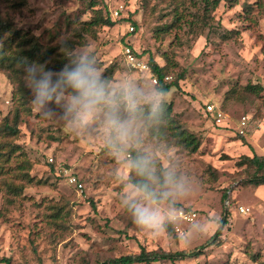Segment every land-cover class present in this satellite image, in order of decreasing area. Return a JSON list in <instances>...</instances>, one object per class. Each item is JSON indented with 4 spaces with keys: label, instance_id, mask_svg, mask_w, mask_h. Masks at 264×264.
I'll return each instance as SVG.
<instances>
[{
    "label": "rangeland",
    "instance_id": "1",
    "mask_svg": "<svg viewBox=\"0 0 264 264\" xmlns=\"http://www.w3.org/2000/svg\"><path fill=\"white\" fill-rule=\"evenodd\" d=\"M205 8L202 0H0V17L10 30L42 46L59 44L62 52L69 41L77 44L72 51L88 49L103 74L111 68L108 83L117 91L126 81L146 92L154 86L147 72L125 63L126 46L144 62L166 67L170 77L184 72L166 104L176 124L201 143L191 153L167 135L149 137L148 107L141 103L140 142L130 149L147 155L157 172L164 168L162 173L172 170L190 179L188 195L175 202L179 208L170 224L175 236L152 237L135 225L126 228L128 214L119 197L130 185L129 168L105 147L98 128L85 138L70 135L61 124L41 118L29 102L30 111L19 114L18 134L0 136V260L110 264L144 248L184 253L173 264H264V186L243 185L246 172L236 164L242 155L264 156V0ZM93 10L106 11L115 23L83 34L78 24L88 22ZM246 85L261 88V97H230L232 89ZM12 90L7 72L0 70V127L7 115L9 121L13 117ZM205 103L222 110L224 123L217 125L204 113ZM242 116L247 122L240 137ZM224 212L219 245L199 249L217 229L196 235L203 221L221 220ZM195 250L201 253L188 257Z\"/></svg>",
    "mask_w": 264,
    "mask_h": 264
},
{
    "label": "clouds",
    "instance_id": "2",
    "mask_svg": "<svg viewBox=\"0 0 264 264\" xmlns=\"http://www.w3.org/2000/svg\"><path fill=\"white\" fill-rule=\"evenodd\" d=\"M66 51L68 63L59 71L39 63L22 65L31 105L41 118L61 124L70 135L85 138L98 128L105 147L140 177L120 194L122 209L138 229L159 237L175 219V202L189 193V176L172 170L158 173L147 155L132 157L128 150L140 142L141 103L149 109L147 116L167 114V91L156 83L146 92L127 81L117 91L105 79L91 51ZM219 223L218 216L207 217L196 235H206Z\"/></svg>",
    "mask_w": 264,
    "mask_h": 264
},
{
    "label": "trees",
    "instance_id": "3",
    "mask_svg": "<svg viewBox=\"0 0 264 264\" xmlns=\"http://www.w3.org/2000/svg\"><path fill=\"white\" fill-rule=\"evenodd\" d=\"M231 2L234 3V0H202L204 10L213 11L217 5L221 2ZM97 2H93L92 5ZM94 15L88 22L79 23L80 31L83 34L91 33L96 28L110 27L113 26L115 22H112L109 18V15L106 14V11L102 10H93ZM6 33V34H5ZM5 34V36H4ZM76 39H81V35L78 34L75 36ZM0 70L7 72V77L10 79L13 84L12 90V103H13V117L9 121L8 115L4 118L2 125L0 127V136L6 135L7 137H15L18 134L17 123L20 113H27L30 111V96L29 90L25 87L24 79L21 72V67L24 64L30 63H39L44 64L46 69L52 71H59L66 63H68V56L66 49H72L77 44L71 41L64 42V50L59 47V44L54 42H49L48 44L42 46L37 42L35 38L27 37L25 33H20L19 30L13 29L10 30L9 23L6 20H2L0 17ZM12 45L14 50L12 51ZM7 48H10L11 51H7ZM136 55V54H135ZM138 58V56L136 55ZM140 59V58H139ZM148 65L150 67V75L156 78L157 83L161 84L167 91L171 88L178 87V81L183 79L184 72L177 73L174 77H170L169 70L166 67H160L155 64L152 60H149ZM111 68L105 69V79L109 82L110 75L106 73L109 72ZM14 73V74H13ZM169 76L168 80H164V77ZM261 88L258 86L246 85L241 88H234L231 90V98L237 100H243L247 97H254L256 99L260 98ZM167 114L161 115L156 113L154 116H147L149 111L148 108L144 111V117L146 119V130L147 135L151 138H157L159 140H165V135L169 136L174 140V144L184 148L185 150L194 153L200 146V140L193 133L188 132L182 126L176 124L173 116L171 115V104H166ZM221 110V109H220ZM222 111V110H221ZM212 119V117H211ZM242 137V136H240ZM244 143V140H241ZM130 156L135 157L138 154L144 155L143 152L135 151L133 149L128 150ZM238 166L244 167L245 179L242 181L243 185L247 186H264V156L253 155L252 157L242 155L239 158V161L236 163ZM164 168H159L158 173H162ZM28 172V171H26ZM140 177H137L135 173L129 169V175L127 182L131 184L139 180ZM16 189L12 190V193H16ZM225 194L222 195L224 199ZM178 209L179 206L176 205ZM226 212H224L221 220H219V227L215 230L213 236L207 240L199 249H202L209 245H219L221 230L226 224ZM126 223L128 229H133V223L129 217H126ZM166 234L169 236H175L174 231L169 225V229L166 231ZM218 240V241H217ZM201 253L191 251L188 253V257H196ZM182 252L166 253L163 251H150L146 252L144 248H140L139 253L134 255H125L119 258H115L110 261V264H152L157 261H169L172 264L184 257ZM0 263L10 264V260L7 258H2Z\"/></svg>",
    "mask_w": 264,
    "mask_h": 264
},
{
    "label": "built area",
    "instance_id": "4",
    "mask_svg": "<svg viewBox=\"0 0 264 264\" xmlns=\"http://www.w3.org/2000/svg\"><path fill=\"white\" fill-rule=\"evenodd\" d=\"M114 15L116 16L117 12H114ZM132 29L133 28H130V31ZM123 57H124L125 63L131 69H133L135 71L147 72L152 83L154 85H156V83H157L156 78H154L152 75H150V67L147 64V62H144L142 59L137 58L136 55L134 54L133 50L129 46L124 47ZM169 78H170L169 76H166V77H164V80L166 81ZM204 108H205L204 113L211 114L212 118L216 124L223 122V120L226 118V115L219 108H216L215 105H213V104L205 103ZM246 122H247L246 117L242 116L239 118V120H238V132H237L238 135H244V128L246 127ZM49 161H51V158H49ZM70 181L72 183L75 182V180L73 178ZM77 186H78V189L81 188L80 184H78ZM239 212L244 213L245 210L243 208H239Z\"/></svg>",
    "mask_w": 264,
    "mask_h": 264
},
{
    "label": "crops",
    "instance_id": "5",
    "mask_svg": "<svg viewBox=\"0 0 264 264\" xmlns=\"http://www.w3.org/2000/svg\"><path fill=\"white\" fill-rule=\"evenodd\" d=\"M220 109V108H219ZM206 115H209L210 117H212V115L211 114H207V113H205ZM212 120H213V118H212ZM214 121V120H213ZM222 123H224V121L223 122H221V124ZM218 125V124H217ZM244 130H245V128H244ZM239 136H242V135H239ZM258 187H262V186H258ZM263 188V187H262Z\"/></svg>",
    "mask_w": 264,
    "mask_h": 264
}]
</instances>
